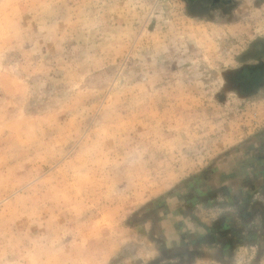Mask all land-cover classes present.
<instances>
[{
  "label": "rangeland",
  "instance_id": "1",
  "mask_svg": "<svg viewBox=\"0 0 264 264\" xmlns=\"http://www.w3.org/2000/svg\"><path fill=\"white\" fill-rule=\"evenodd\" d=\"M0 0V264H264V0Z\"/></svg>",
  "mask_w": 264,
  "mask_h": 264
},
{
  "label": "flooded vegetation",
  "instance_id": "2",
  "mask_svg": "<svg viewBox=\"0 0 264 264\" xmlns=\"http://www.w3.org/2000/svg\"><path fill=\"white\" fill-rule=\"evenodd\" d=\"M192 14H210L211 11L227 13L234 6V0H185Z\"/></svg>",
  "mask_w": 264,
  "mask_h": 264
}]
</instances>
